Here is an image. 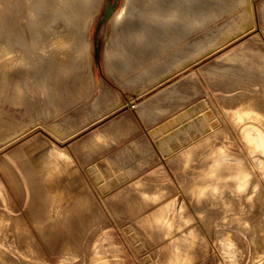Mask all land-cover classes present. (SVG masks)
Segmentation results:
<instances>
[{"label":"rangeland","instance_id":"1","mask_svg":"<svg viewBox=\"0 0 264 264\" xmlns=\"http://www.w3.org/2000/svg\"><path fill=\"white\" fill-rule=\"evenodd\" d=\"M123 2L70 69L0 66V264H264V0H212L177 46L109 76Z\"/></svg>","mask_w":264,"mask_h":264},{"label":"bare ground","instance_id":"2","mask_svg":"<svg viewBox=\"0 0 264 264\" xmlns=\"http://www.w3.org/2000/svg\"><path fill=\"white\" fill-rule=\"evenodd\" d=\"M210 1L124 0L122 8L111 19V36L104 52L105 74L129 75L135 72L138 64L177 46L191 28L212 16ZM232 2L222 6L221 10L235 8L238 0ZM103 3L104 0H0L2 70L7 74L18 73L19 66L29 64L35 75L51 66L67 70L73 67L74 61H84L90 54L88 27ZM242 10V16L250 13L248 1ZM112 12L113 7L108 6L105 17L111 16ZM192 47L193 44H187L175 48L166 65L189 55ZM159 63L142 71L157 70ZM188 64L184 63L178 69H184ZM41 76L45 82L46 73ZM164 79L166 77L158 79V83ZM176 123L177 117L169 122L171 125ZM46 130L56 138L64 136L54 124L46 126Z\"/></svg>","mask_w":264,"mask_h":264},{"label":"crops","instance_id":"3","mask_svg":"<svg viewBox=\"0 0 264 264\" xmlns=\"http://www.w3.org/2000/svg\"><path fill=\"white\" fill-rule=\"evenodd\" d=\"M126 124H129V123H126Z\"/></svg>","mask_w":264,"mask_h":264}]
</instances>
